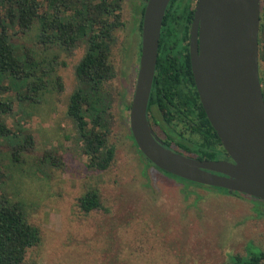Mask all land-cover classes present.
I'll return each mask as SVG.
<instances>
[{
	"label": "rangeland",
	"instance_id": "rangeland-1",
	"mask_svg": "<svg viewBox=\"0 0 264 264\" xmlns=\"http://www.w3.org/2000/svg\"><path fill=\"white\" fill-rule=\"evenodd\" d=\"M142 5V0H125L124 25L117 30L112 49L116 76L106 88L113 95L110 143L115 158L105 171L87 166L66 115L82 49L72 56L45 51L36 44L35 31L15 37L47 60L56 54L54 60L65 61L58 69L62 93L48 94L35 107L15 102L10 125L15 130L21 121L34 137L33 148L20 154L22 164L12 159L17 139H0L5 172L0 195L21 200L29 221L41 233L25 264H233L231 256L245 254L248 245L264 249L263 200L186 186L147 165L126 136L129 112L124 109L136 86L140 39L136 27ZM90 188L99 190L103 208L87 213L79 198Z\"/></svg>",
	"mask_w": 264,
	"mask_h": 264
},
{
	"label": "trees",
	"instance_id": "trees-1",
	"mask_svg": "<svg viewBox=\"0 0 264 264\" xmlns=\"http://www.w3.org/2000/svg\"><path fill=\"white\" fill-rule=\"evenodd\" d=\"M142 1L136 27L139 32L146 5V0ZM124 2L0 0V139H17L12 152L15 164H22L20 154L34 146V137L28 127L18 121L13 130L9 123L8 119L14 115L15 102L35 107L46 101L48 94L64 90L58 69L65 65V61L54 60L56 54L47 60L40 52L15 41L19 34L29 35L35 31L36 44L45 51L60 50L72 56L76 49H82V55L74 66L76 84L68 97L66 115L75 131L73 141L86 156L87 166L105 171L112 165L115 158V146L110 143L114 123L113 95L106 84L116 76L111 55L116 32L124 25ZM195 3L196 0H171L168 5L148 111L153 107L163 110L160 120L154 115L151 119L154 129L155 125L160 127L161 132L157 130L156 133L167 147L199 159H229L202 106L191 69L189 39ZM260 5L259 68L264 93V0ZM139 37L138 58L141 34ZM136 71L138 73V69ZM10 92L14 95H9ZM130 107L131 100L126 102L124 110L130 112ZM127 121L126 136L133 141L147 165L158 168L139 150L130 130L129 115ZM56 159L61 163L59 155ZM161 171L186 186L213 188L229 194L227 189L199 184ZM4 177L0 152V184L5 182ZM188 188L184 187V190ZM232 194L248 196L239 192ZM79 205L87 213L103 208L99 190L88 189L79 198ZM40 240V229L29 221L23 202L7 194L0 195V264H25L29 250ZM256 248L248 245L245 254L231 256L232 263L264 264V249Z\"/></svg>",
	"mask_w": 264,
	"mask_h": 264
},
{
	"label": "water",
	"instance_id": "water-1",
	"mask_svg": "<svg viewBox=\"0 0 264 264\" xmlns=\"http://www.w3.org/2000/svg\"><path fill=\"white\" fill-rule=\"evenodd\" d=\"M171 0H146L141 55L129 112L139 150L159 169L264 201V93L259 68L261 0H196L191 68L202 106L229 159L167 147L148 118L161 30Z\"/></svg>",
	"mask_w": 264,
	"mask_h": 264
},
{
	"label": "flooded vegetation",
	"instance_id": "flooded-vegetation-1",
	"mask_svg": "<svg viewBox=\"0 0 264 264\" xmlns=\"http://www.w3.org/2000/svg\"><path fill=\"white\" fill-rule=\"evenodd\" d=\"M140 34L142 35V30H141V32H140ZM190 44V43H189ZM141 50V49H140ZM137 53H138V51H137ZM138 55V54H137ZM140 55H141V52H140ZM139 60H140V58H139ZM138 60V61H139ZM139 68V62H138V65H137V67H136V69H138ZM134 69H135V67H134ZM192 69V68H191ZM136 73H137V71H136ZM163 114V110H160V108H158V107H153L150 111H148V118H149V120H150V123H151V125L153 124L152 123V119H153V115L155 116V117H157V119H159V117L161 116ZM152 118V119H151ZM160 120V119H159ZM155 124V123H154ZM153 127V126H152ZM155 127H156V129H154V131H155V133L157 132V130H160L159 128V126L158 125H155ZM160 132H161V130H160ZM157 134V133H156ZM159 136V135H158ZM160 137V136H159ZM161 138V137H160ZM162 139V138H161ZM163 140V139H162ZM230 158V157H229Z\"/></svg>",
	"mask_w": 264,
	"mask_h": 264
}]
</instances>
